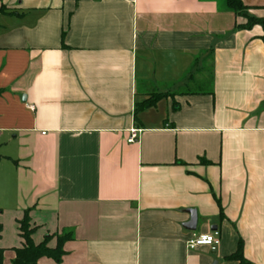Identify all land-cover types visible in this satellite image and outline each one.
Masks as SVG:
<instances>
[{"label":"crops","instance_id":"1","mask_svg":"<svg viewBox=\"0 0 264 264\" xmlns=\"http://www.w3.org/2000/svg\"><path fill=\"white\" fill-rule=\"evenodd\" d=\"M245 23L225 0H0L4 264L27 211L36 245L73 236L38 264H242L241 241L264 264V30Z\"/></svg>","mask_w":264,"mask_h":264},{"label":"trees","instance_id":"2","mask_svg":"<svg viewBox=\"0 0 264 264\" xmlns=\"http://www.w3.org/2000/svg\"><path fill=\"white\" fill-rule=\"evenodd\" d=\"M227 6L230 10L234 12L237 17L245 18L246 23L243 25H238L237 28L244 29V30H251L255 26H260L264 30V19H258L249 15L250 8L245 6L242 0H225ZM262 41L264 42V36L262 37ZM210 81L209 84L203 83L198 87L202 92V90H209L211 92V82L212 77L209 76ZM163 96H154L151 97L149 100L142 103L137 113L143 112L149 108H152L156 105V103L162 99ZM2 211L0 210V215ZM36 228L33 227L29 211L25 213L24 218L19 221V231L20 236L24 240V246L21 249L15 250L16 257L12 264H38V262L42 258L52 259L57 263H61L64 256V245L72 240L73 236L72 233H66L63 236L57 237V246L55 248H50V242L55 238L54 236H48L44 239V241L38 245H36L33 241V235L36 232ZM3 227L0 224V238L2 236ZM230 260L241 262L242 264L245 262L243 258V243L242 241L239 243L238 251L235 255L229 258ZM5 262V251L0 249V264H4Z\"/></svg>","mask_w":264,"mask_h":264},{"label":"built area","instance_id":"3","mask_svg":"<svg viewBox=\"0 0 264 264\" xmlns=\"http://www.w3.org/2000/svg\"><path fill=\"white\" fill-rule=\"evenodd\" d=\"M134 1V0H131ZM141 130L131 129L130 138L128 139L129 144H134L139 140ZM220 245V233L215 231L210 235H202L200 237L194 238L188 242V249L194 251L200 247H208L212 251H216L217 247Z\"/></svg>","mask_w":264,"mask_h":264},{"label":"water","instance_id":"4","mask_svg":"<svg viewBox=\"0 0 264 264\" xmlns=\"http://www.w3.org/2000/svg\"><path fill=\"white\" fill-rule=\"evenodd\" d=\"M185 212L190 215V221L186 225H184V228H186L189 231H196L197 222H198L196 211L187 210Z\"/></svg>","mask_w":264,"mask_h":264}]
</instances>
